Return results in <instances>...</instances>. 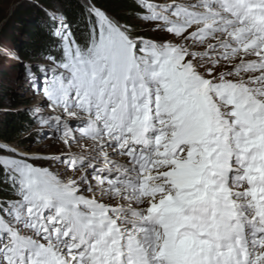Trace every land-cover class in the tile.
<instances>
[{
	"label": "snow or ice",
	"instance_id": "6c2138e0",
	"mask_svg": "<svg viewBox=\"0 0 264 264\" xmlns=\"http://www.w3.org/2000/svg\"><path fill=\"white\" fill-rule=\"evenodd\" d=\"M43 8L29 152L0 141V264H264V0Z\"/></svg>",
	"mask_w": 264,
	"mask_h": 264
},
{
	"label": "trees",
	"instance_id": "16d2710c",
	"mask_svg": "<svg viewBox=\"0 0 264 264\" xmlns=\"http://www.w3.org/2000/svg\"><path fill=\"white\" fill-rule=\"evenodd\" d=\"M29 7H23L14 14L16 23L23 25L25 33V42L21 45L20 56L24 61H35L31 59L44 49L47 43V35L42 25L46 21L44 11L37 5H42L43 8L51 9L57 5L63 6L64 11L68 14L71 21L75 22L78 15L77 0H29ZM97 5L105 10L110 15L120 19L122 22L127 21L129 24H136L137 21L131 18L130 15V0H96ZM27 16L25 22L22 19ZM34 17V18H32ZM3 12L0 11V22L3 21ZM33 19V20H32ZM32 20L30 26H24L26 21ZM8 27L2 30L1 36H8ZM6 76L5 72H0V79ZM25 100H18L13 95L8 93V89L0 85V114L2 120L0 121V141H7L8 143L19 142L22 146L24 144L32 143L31 138H21V133L27 125L31 124V120L25 113L14 111L18 107L25 104ZM14 141V142H13Z\"/></svg>",
	"mask_w": 264,
	"mask_h": 264
},
{
	"label": "rangeland",
	"instance_id": "374dc122",
	"mask_svg": "<svg viewBox=\"0 0 264 264\" xmlns=\"http://www.w3.org/2000/svg\"><path fill=\"white\" fill-rule=\"evenodd\" d=\"M29 0H0V11L3 12V21L0 22V33L3 29L8 27H14V29H8V36L0 35V47L6 48L10 51L16 52L20 56L21 45L25 42V33L23 25L20 23H16L14 19V14L22 9L23 7H29ZM27 16H23V20L25 22ZM34 18V17H32ZM33 20V19H32ZM32 20L26 21L24 26L28 27L32 23ZM31 22V23H30ZM21 57V56H20ZM37 63V60H35ZM25 63H32L30 61H25ZM32 63V64H35ZM0 72H5L6 76L0 79V85L6 87L8 89V93L13 95L14 98L18 100H25V104L15 109L14 111L20 112L21 109H27L31 106L37 104L40 100L38 95H34L29 89L28 86L24 82V69L21 65H18L15 61L11 59L0 58ZM23 113V112H21ZM2 114V113H1ZM0 114V121L2 120V115ZM37 130V125L31 123L27 125L23 132L21 133V138L29 137L30 133H35ZM14 142V141H13ZM46 141H42L40 143H30L24 144V146L31 145L27 147L29 152L34 151H53L54 149H45L44 145Z\"/></svg>",
	"mask_w": 264,
	"mask_h": 264
}]
</instances>
